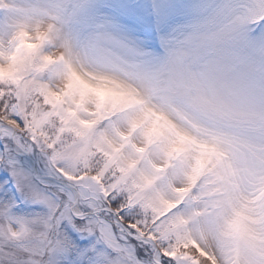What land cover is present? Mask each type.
<instances>
[{
  "label": "snow or ice",
  "instance_id": "snow-or-ice-1",
  "mask_svg": "<svg viewBox=\"0 0 264 264\" xmlns=\"http://www.w3.org/2000/svg\"><path fill=\"white\" fill-rule=\"evenodd\" d=\"M0 264H264V0H0Z\"/></svg>",
  "mask_w": 264,
  "mask_h": 264
}]
</instances>
